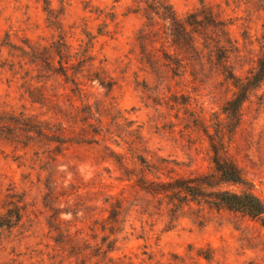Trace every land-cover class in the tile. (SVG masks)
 Instances as JSON below:
<instances>
[{"label":"rangeland","instance_id":"rangeland-1","mask_svg":"<svg viewBox=\"0 0 264 264\" xmlns=\"http://www.w3.org/2000/svg\"><path fill=\"white\" fill-rule=\"evenodd\" d=\"M167 1L186 35L143 0H0V264H264L257 221L139 186L210 173L211 139L264 201V78L225 112L264 0Z\"/></svg>","mask_w":264,"mask_h":264},{"label":"trees","instance_id":"trees-1","mask_svg":"<svg viewBox=\"0 0 264 264\" xmlns=\"http://www.w3.org/2000/svg\"><path fill=\"white\" fill-rule=\"evenodd\" d=\"M135 1L141 2V0ZM143 3L145 4L147 18H150V16L155 17L164 24L176 26L180 34L186 35L182 22L177 19L167 0H143ZM61 74L66 76L62 72ZM229 75L237 88V93L227 103L225 112L235 119L248 92L264 78V47L261 50L254 71L248 77L244 80H238L232 73L229 72ZM221 146V144L210 139L212 151V171L210 173L177 178L168 182L147 184L140 182L139 186L153 194L168 195L171 200L180 204L194 202L205 204L217 211L225 210L238 213L257 221L264 227V201L253 192L251 184L245 179L237 166L224 156ZM15 210L17 209L15 208ZM13 217L16 221L19 220L18 212L10 210L6 213L4 220L10 224L9 221Z\"/></svg>","mask_w":264,"mask_h":264}]
</instances>
